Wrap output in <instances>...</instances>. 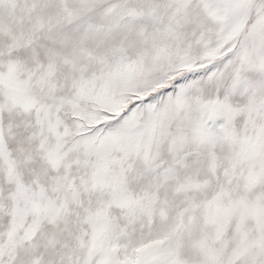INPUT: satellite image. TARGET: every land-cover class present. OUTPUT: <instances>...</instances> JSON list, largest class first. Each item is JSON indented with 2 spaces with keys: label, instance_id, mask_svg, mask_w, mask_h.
I'll use <instances>...</instances> for the list:
<instances>
[{
  "label": "snow or ice",
  "instance_id": "6c2138e0",
  "mask_svg": "<svg viewBox=\"0 0 264 264\" xmlns=\"http://www.w3.org/2000/svg\"><path fill=\"white\" fill-rule=\"evenodd\" d=\"M0 264H264V0H0Z\"/></svg>",
  "mask_w": 264,
  "mask_h": 264
}]
</instances>
